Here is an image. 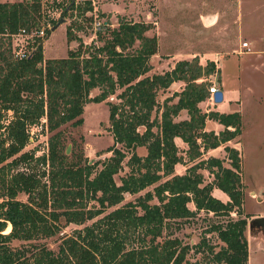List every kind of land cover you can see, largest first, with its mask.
Segmentation results:
<instances>
[{"label":"trees","instance_id":"trees-1","mask_svg":"<svg viewBox=\"0 0 264 264\" xmlns=\"http://www.w3.org/2000/svg\"><path fill=\"white\" fill-rule=\"evenodd\" d=\"M83 4L81 9L75 6L79 13L91 9L88 0ZM43 14L40 0L0 2V34L39 27ZM65 14L63 6L60 16ZM48 18L44 16V22ZM102 22L94 31L100 45L82 44L72 27L66 26V42L78 40V44L59 58L42 57L47 27L42 37L34 39L31 55L23 59H13L0 39V111L11 112L8 122L0 123V264H247V215L242 216L244 185L238 152L223 146L228 167L222 159L201 157L240 133L238 112H202L198 107L209 96L205 77L213 72V61L201 66L192 57L176 61L170 70L146 75L149 58L157 50L156 36L147 33L151 25L123 19L115 26L106 19ZM177 81L182 87L159 104L157 91ZM94 88L98 93L90 96ZM111 95L117 99L106 101L112 145L103 151L110 155L90 163L71 153L67 160L58 128L68 122L80 125L86 103ZM180 110H185L187 118L175 121ZM206 119L221 124L222 129L216 134L203 130ZM39 122L51 132L46 152L37 156L32 151L20 152L28 142V126ZM174 138L186 144L185 150H178ZM137 146H144L143 156L135 153ZM125 153H129V169L116 184L113 176L121 170ZM26 161H33L34 166L16 170ZM177 163L185 165L181 174L174 172ZM201 170L212 179L204 183ZM44 176L46 182L41 179ZM147 187L151 188L133 202L117 206L124 194ZM213 188L228 199L222 202L214 197ZM18 193L25 194L27 201L17 199ZM89 200L97 205L87 207ZM109 207L113 208L104 212ZM199 211L237 215L205 230L216 234L221 243L217 250L203 238L189 245L163 235L168 222L186 220ZM59 217L81 228L64 237L53 251L39 240L58 231ZM13 240L22 243L13 246ZM192 247L203 253L201 261L187 259Z\"/></svg>","mask_w":264,"mask_h":264},{"label":"rangeland","instance_id":"rangeland-1","mask_svg":"<svg viewBox=\"0 0 264 264\" xmlns=\"http://www.w3.org/2000/svg\"><path fill=\"white\" fill-rule=\"evenodd\" d=\"M84 1L86 0H40L41 9L46 15L49 14L47 17L43 14V19L44 16L45 18L51 17L46 22L42 19L41 23L39 22L41 26L48 23V29H50L54 25H51L52 20L64 19L55 29L49 30V33L42 40L43 59L64 57L68 48H76L78 40L69 42L65 40L66 26L72 27L74 34L82 44L100 45L101 42L97 40L96 34L94 35L93 20L102 21L106 19L110 26H115L117 21L123 19L142 21L151 25L147 33L156 36L157 55L151 59L152 69L149 73L165 71L171 67L172 61H174L172 59L176 57L204 59L203 65L207 61H213V72L205 77L206 81L216 87L221 81L223 90L227 89L230 94L233 92L232 96H235L234 91H240L244 100L242 113L244 131L241 135L242 147L239 152L240 177L245 185L242 215L244 212L247 215L246 213L264 211V0H158V6L161 7L162 12L161 17L158 16V10L154 9L156 0H88L91 9L85 13H79L75 6L78 5L81 9L84 6ZM176 1L191 4L193 8H187L180 12L176 7H173ZM239 3L242 5V12L240 13L238 9L237 12L233 13L235 6ZM72 4L73 8L70 9ZM63 6H65L66 11L64 17L60 16ZM225 7L231 11L223 15ZM193 12L196 14L195 17L198 12L215 13L212 15L217 17L218 24L215 22V27H212L211 30L207 27L204 28L206 25H202L196 20H194L195 22L190 20ZM217 12H219V16L216 14ZM155 21L157 24L160 22L158 35L156 29L153 28ZM221 26L224 28L220 29ZM235 26H237L236 29ZM243 43H246V46H242ZM256 57H260V59L255 60ZM253 61L256 64L255 68L249 66ZM180 86L181 82H178L174 88L158 90L155 99L160 104L164 97L170 96ZM246 87L250 91H245ZM119 91L117 89L115 93ZM97 93L98 90L94 88L89 95L93 96ZM106 101L117 102V99L115 95H111L98 103L88 102L83 106L80 125L74 126L68 122L58 128L62 136V145L65 147L63 153L67 156V160L74 153L79 154L81 159H86L90 163L110 155V152H103L112 145L111 135L108 132ZM215 104L217 106L218 102ZM199 107L200 109L202 107L209 108L206 103H200ZM0 114V123L3 122V124L11 117L10 111H0ZM153 115L152 112L151 117ZM184 117L185 114L182 111L174 117V120H182ZM43 125L39 122L36 125H31V127L28 126V142L20 152L32 151L34 156L44 152L47 138L51 132L42 128ZM142 130L143 128L140 127L138 131L141 132ZM115 146L119 147L120 145L115 144ZM67 148L68 151L65 152ZM177 148L179 151L181 150L180 147ZM134 151L138 156H143L146 152L144 146H137ZM212 154L219 159L221 158L222 164L229 166V159L224 149L219 148ZM128 157L129 153H125V158L121 162V170L113 176L116 184H119V177L123 176L129 169L126 165ZM30 166H34L33 161L20 162L16 170H26V167L30 168ZM177 170L181 172L182 167L177 168ZM201 173L204 183L212 179L206 170H201ZM41 179L46 182V176ZM150 188L147 187L136 194H124L123 200L117 206L126 201L133 202L137 195H141ZM251 190L256 195L252 193L248 195V191ZM212 192L217 193V191ZM256 196L262 200L258 202ZM16 198L27 201V196L23 193H18ZM151 202L155 203L156 200L153 198ZM91 205H97L95 200H89L87 207ZM187 206L193 209L192 203H187ZM112 208L109 207L104 212ZM233 212H229L227 217L199 211L186 220L168 222L169 227L165 228L162 233L163 235L175 236L189 245H194L203 238L207 243L214 246V250H217L221 243L217 240L216 234L205 230L210 224L224 223L228 218H236L237 215L235 212L233 215ZM88 223L90 220L85 222V224ZM57 224L58 231L55 234L39 240L40 243H44L53 251L57 250L64 237L72 234L73 230L81 228V225L64 223L62 217H59ZM256 239L264 240L261 237ZM20 243H22L20 240L12 241L13 246H20ZM255 245L253 242L249 246L250 248L253 247V250L249 251L247 263L264 264V252L262 248H258L259 246L256 250ZM193 247L188 251L187 259L191 262L201 261L203 253L195 252Z\"/></svg>","mask_w":264,"mask_h":264},{"label":"crops","instance_id":"crops-1","mask_svg":"<svg viewBox=\"0 0 264 264\" xmlns=\"http://www.w3.org/2000/svg\"><path fill=\"white\" fill-rule=\"evenodd\" d=\"M15 1H19V0H15ZM0 2H14V1H12V0H10V1L9 0H0ZM154 6H155L154 9L158 10V16L160 15V17H161L162 16V12H161V7L158 6V0H156V2L154 3ZM192 6L193 5L188 4V3L187 4L186 3H183V2L182 3H179V1H176L174 3V6L173 7H176L177 10H179L181 12V10H186L187 8H193ZM238 9H239V12L241 13L242 12V5H241V3H239L238 5L235 6V9H234V12L233 13L237 12ZM229 11H231V9H228L227 7H225L223 9V15L228 14ZM212 14H215V13L198 12L197 13V16L195 17L194 15H196V14H195V12H193L192 13V18H190V20H192V21L196 20L197 22L201 23L202 25H206V26H204V28L207 27V28H209L211 30L212 27L213 28L215 27L214 23L215 22L217 23V21H219L218 19H216L217 17H214ZM216 14L219 16V12H217ZM147 17H148V15H147ZM156 18H157V16H156ZM160 22H161V20H160ZM160 22H159V24H160ZM153 24L155 25L153 28L156 29V34L158 35L157 31H158V29H159L160 26H159V24H157L156 21H155V23L153 22ZM222 27L223 26H221L220 29H222ZM236 28H237V26H235V29ZM42 43H43V41H42ZM41 46H42V52H43V45H41ZM1 48H3V47H1ZM156 55H157V53H155L154 55H152L149 58V64H150L149 71H151V69H152V63H151L152 60L151 59L154 56H156ZM261 55H262V53H261ZM51 58H55V57H51ZM256 58L257 59H255V60L260 59V57H256ZM165 59H167V58H165ZM190 59H191L190 57L189 58H187V57H176V58L172 59L174 61H172L173 64L171 65V67L168 68V69H165V71L170 70L173 67L174 62L177 61V60H190ZM198 60H199L198 61L199 65L204 66L203 65L204 59H198ZM249 66H252V67L255 66L256 67V64L253 61L252 64L249 65ZM257 68H258V66H257ZM149 71L147 72L146 75H151V74H157L158 73V72L157 73H155V72L149 73ZM162 72H164V71H162ZM162 72H159V73H162ZM178 82H180V81L172 82L168 86V89H171V88H174L175 86H177V83ZM172 85H173V87H172ZM182 85H183V83L181 82V86L178 88V90L182 87ZM221 87H222V85H221V81H220L219 82V86H217L216 88L221 91V93H222V99H221V101L218 102V105L217 106H215L216 105L215 103H217V102H214L212 104L210 102L209 98H208L205 101L203 100V101L199 102L198 103V107H199V104L200 103H206L209 106V108L206 109V108H203L202 107L200 109L202 112H207L209 110L223 112V113L238 112V114L240 115V133L236 137L232 138L231 140H228L225 143H222V144H220L219 146H217L215 148L208 149L205 152H203L201 154V157L203 159H206L207 157H216V158H218L216 155L212 154V152L217 151L219 148H221L223 150V146H225V145L230 146V147H233L234 149H236L238 151V156H239V152H240V149L242 147L241 146L242 145L241 144V135H242V133L244 131V122H243V114H242L243 111H244V108H243V104H244L243 96L241 95V92L240 91H237V90L234 91L235 92L234 93L235 96H232L231 94L233 92L230 94L227 91V89L223 90ZM178 90H175V91H178ZM245 91L248 92L250 90H249L248 87H246ZM182 111L185 114V117L182 118V119H186L187 118V114H186L185 110H180L178 113H180ZM227 128L230 129V130L232 129L231 127H227ZM221 129H222V125L219 124V123H217L214 120L206 119L205 122H204L203 130H205V131H213L216 134ZM174 142H175V144H176L177 147H180L181 150H185L186 144L183 143L179 138H174ZM223 165L228 167V165H225V164H223ZM181 167H182V171L181 172H178L177 168H181ZM184 170H185V165L184 164L177 163L174 166V172H176L178 174L183 173ZM241 181H242V179H241ZM242 183H243V181H242ZM243 185H244V183H243ZM212 191H217V193H213ZM212 191H211L212 192L211 194H213V196L216 197V198H218L220 201L225 202L228 199L227 196H226V194L224 192L220 191L219 189L213 188ZM250 193H252L253 195H256L255 192L252 191V190L251 191H248V195ZM244 195H245V185H244ZM244 195H243V198H244ZM246 195H247V193H246ZM255 198H257V201L258 202L262 200L260 197H257V196ZM241 207H242V210H243V201H242ZM246 214H247L248 217L246 216V218H245L246 219V229H245L244 234H245L246 242H247V260H248L249 251L250 250L251 251L253 250V247L252 248L249 247V246H251V243L255 242V244H256L255 245L256 250H258L257 247L259 246L258 248H262V251L264 252V240H259V239H256V238H253L252 237V231H251V228L248 229L247 222H248L249 219H252V218H255V217H264V211H256V212H251L250 214L249 213H246ZM242 216L243 217L245 216V212H244V214Z\"/></svg>","mask_w":264,"mask_h":264},{"label":"built area","instance_id":"built-area-1","mask_svg":"<svg viewBox=\"0 0 264 264\" xmlns=\"http://www.w3.org/2000/svg\"><path fill=\"white\" fill-rule=\"evenodd\" d=\"M101 23L104 22L95 19L93 20L92 24L94 31L99 29ZM44 27L49 28V24L47 23L45 26L35 27L34 29L18 28L12 33H2L0 34V39L4 41L3 47L8 50L9 55L15 60L29 57L33 50L32 43L36 37H42L44 35ZM242 46H246V43H243ZM207 90L209 93L208 98L213 104L212 94L217 90V88L214 85H210L207 87ZM9 119L4 121V124L7 123ZM42 121L44 122V119H42ZM44 152H46V146ZM232 214L234 215V212Z\"/></svg>","mask_w":264,"mask_h":264},{"label":"water","instance_id":"water-1","mask_svg":"<svg viewBox=\"0 0 264 264\" xmlns=\"http://www.w3.org/2000/svg\"><path fill=\"white\" fill-rule=\"evenodd\" d=\"M63 21H64L63 18H59L58 21L49 30L55 29V27ZM172 87H173V85H172ZM221 99H222V93L220 90L217 89L212 94V100H213V102H219V101H221ZM67 151H68V148L65 150V152H67ZM257 223H264V217H255V218L249 219L247 222L248 229H250L253 224H257Z\"/></svg>","mask_w":264,"mask_h":264},{"label":"flooded vegetation","instance_id":"flooded-vegetation-1","mask_svg":"<svg viewBox=\"0 0 264 264\" xmlns=\"http://www.w3.org/2000/svg\"><path fill=\"white\" fill-rule=\"evenodd\" d=\"M253 238H264V223L253 224L251 227Z\"/></svg>","mask_w":264,"mask_h":264}]
</instances>
